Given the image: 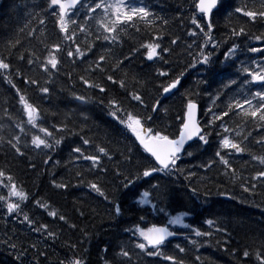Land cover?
<instances>
[{"label":"trees","instance_id":"16d2710c","mask_svg":"<svg viewBox=\"0 0 264 264\" xmlns=\"http://www.w3.org/2000/svg\"><path fill=\"white\" fill-rule=\"evenodd\" d=\"M141 2L149 6L152 12L169 21L168 25L163 26L162 39L158 42L161 43L162 48L168 47L171 51L163 53L167 63L162 60L150 63L141 54L143 52L141 49L132 54L130 60H125L122 68L128 73L129 78L135 76L144 81L141 86L134 85L129 79L128 87H136L149 107L158 94L156 84L162 79H167L158 77L156 70L168 71L171 78L187 69L181 79L179 91L174 90V95L162 100L167 112L161 110L153 114L148 109L138 107L135 102L129 101L124 89L118 84L107 81L104 73L93 72L89 75L85 73L88 62L94 58V55L101 53L107 55L109 64L106 67L110 68L116 58L129 55L133 48H139L141 43L151 40V33L142 25L139 32L134 28H127L122 34L120 45L109 46L107 42H96L93 53L88 55L85 62L71 63L69 58L65 57L60 71L53 76L52 82L48 85L50 93L46 97L35 87L26 86L20 78L13 77L16 86L43 110L45 126L66 122L69 130L74 134L63 133L65 139L55 151L41 152L22 147L25 153L23 156L17 155L6 144L0 145V167L11 171L18 184H22L29 194V199L21 205V214H8L3 202H0V264H18L14 260L13 250L3 243L5 240L16 243L17 251L27 250L24 256L25 264H37V262L58 264L59 260L70 254L81 256L85 264H105L106 260L110 261V264H121L122 258L117 255L121 246L133 250L135 264H173V261L165 260L164 256H174L184 264H257L251 253L256 248L264 246V184L258 183L251 193L244 192L239 181L234 183L223 174V166L218 162L208 168L202 167L209 160L217 159L214 155L217 149V137L213 131L208 137L207 145L197 142L187 149L193 154L184 155L179 161L178 166L183 169L182 173L171 176L159 174L155 178H149L150 183L161 185V195L153 201L156 205L155 209L151 205L136 204L134 200L137 190L141 187L148 188L149 183L141 181L129 189H123L121 186L123 177L118 176L115 169L119 168L128 175L147 162L137 154L129 138L130 134L122 132L121 126L108 115L107 100L115 98L130 110L142 115L151 114L155 126L164 128L167 133H175L179 123L176 117L182 115L188 93L191 94L189 98L200 105L203 123L210 118L206 115L210 106L212 111H218L224 107L230 97L238 95L241 91L245 93L248 91L247 87L241 89L238 85H232L224 89L220 99L213 104L216 92L228 79H237L239 84L244 78V74L240 71L242 63L244 66H250L252 59L258 61L260 59L258 54L247 52V48L264 45V41L251 39L253 35L264 33V22L259 19L249 22L247 17L235 13L234 9L245 5L249 8L257 7L261 0L221 1L219 12L213 15L212 30L214 39L221 42L220 47L213 50L209 46L206 49L213 52L214 63L210 70H207L208 66L187 67L191 62L188 53L195 54L203 40L200 34L196 37L188 35L189 29L194 27L190 23L191 0H141ZM43 7L44 0H0V55L9 54L5 46L6 39L19 38L21 45L11 51L10 62L13 69L19 68L24 75L40 78L41 82L44 79L41 73L34 66L30 68L26 63L28 52L35 51L40 55L44 51L41 41L51 43L59 38L52 18L41 11ZM29 13L32 15L29 16ZM37 13L45 17V25L38 23ZM160 23L157 21V24ZM240 26L245 27L246 35L232 36L231 28ZM20 28L24 31L20 32ZM29 29L35 30L34 36H28ZM176 38H178L176 44H172L171 40ZM193 40L196 43L189 49L188 45L192 44ZM233 43L239 45L237 55L233 60L225 63L223 53ZM105 49L108 51H104ZM20 54L25 56L24 61L18 59ZM108 74L113 75L116 80L123 75L121 71H109ZM81 75H86V78L102 84L105 92L86 88L79 80ZM204 80L208 83L201 82ZM73 93L87 95L90 97L89 102L81 104L74 99ZM5 107L14 118L19 117L15 90L0 78V125H4L0 135L7 136L14 129L11 126L12 121L4 117ZM252 135L256 136L257 133L253 132ZM82 136L92 140L93 145L83 146ZM95 144L107 146L116 152L112 161L106 159L103 161L106 172L88 171L87 162L72 160L73 147L81 146L87 152H92ZM130 147L133 149V155L131 163H128L119 156V153L127 154ZM248 147L256 154L264 151V148L251 142L248 143ZM46 153L47 156H51L47 164L44 163L47 158ZM57 161L59 163H56ZM230 162L242 172L243 177H249L251 173L259 170V166L250 161L248 153L233 157ZM77 171L82 175L78 177ZM189 172L195 175L186 178ZM53 180L57 183H66L68 187L56 188L52 183ZM89 181L99 183L109 200L106 201L92 191L87 186ZM192 187L199 190L197 195H192L190 191ZM220 192L226 195H220ZM36 200L47 202L50 205L49 210L55 209L57 216H49L47 210L34 203ZM111 200H116L121 205L122 215L118 218L113 217L110 212ZM181 212L188 213L184 222L189 226L187 228L180 226L177 229L176 232L181 238L165 243L161 248L163 255L148 256L139 253L137 258L135 253L139 250L134 249L132 245L136 237L126 229H131L136 224L141 227H148L153 223L167 225L172 216ZM23 213L28 214L34 221L32 225L23 221ZM60 215H64L66 219L61 221ZM140 217L144 219L141 220ZM209 219L214 221L211 226L206 223ZM40 224L48 225V231L54 232L55 238H49L45 231L32 230ZM217 228L226 231H217ZM197 229L201 232H211L212 235L197 237L195 235ZM32 244H36V248H32ZM71 244L76 245L75 250L69 247ZM177 245L184 251L180 252ZM245 249L250 252L247 258L242 254Z\"/></svg>","mask_w":264,"mask_h":264},{"label":"snow or ice","instance_id":"6c2138e0","mask_svg":"<svg viewBox=\"0 0 264 264\" xmlns=\"http://www.w3.org/2000/svg\"><path fill=\"white\" fill-rule=\"evenodd\" d=\"M221 0H191L190 3V23L194 27L189 29L188 35L196 37L198 34L202 35L203 40L198 45L195 54L189 52L191 62L187 65L188 68H195L197 65L208 66L207 70L211 69L213 61V52L206 51L211 46L213 50L220 47L219 41H216L212 36L213 15L214 12H219V5ZM48 16L52 18L53 25L58 33V40L51 43L43 44V53L38 55L35 51H29L26 59L27 65L41 73L44 77L43 82L40 78L29 77L24 75L19 68L13 69L10 62L11 51L18 49L21 45L19 38H8L5 40V46L8 49V55H0V78H3L15 90L17 103L19 105V117L14 118L9 109H3L4 117L12 121V128L14 131L9 132L7 136L0 135V145H8L17 155L23 156L25 153L23 148H31L32 150L55 151L59 147L65 136L63 133L74 134L68 128L66 122L59 124H51L45 126L43 123L44 112L38 104L32 102L27 94L23 92L13 82V77H18L26 86H32L43 96L50 93L48 85L52 82L55 76L62 67V61L65 57L69 58L71 63L77 61L85 62L90 53H93L96 47V42H107L109 46L120 45L122 42V34L127 28H134L139 32L142 25L147 31L151 33L152 39L146 40L140 44L139 48H133L131 53L122 58H116L114 63H111L110 68L106 67L109 64V57L103 53L94 55V58L88 62V67L85 69L86 75L93 72L104 73V78L114 84H118L121 89H124L127 98L130 102H135L138 107L148 109L149 112L156 114L159 111L167 112L162 100H166L169 95H174L175 91H179L181 79L184 76V71L174 77L169 78V72L163 69H157L156 75L158 77L167 78L160 80L156 84L158 89L157 97L149 107L144 96L136 88L128 87V81L131 79L134 85H143L144 81L137 79L135 76L128 77V73L122 68L125 60H130L131 55L139 52L147 61L156 62L157 60H164L163 53L171 51L168 47H161L158 42L162 39L163 26L168 25L169 21L163 17L158 16L151 11L150 7L143 4L141 0H44V7L41 9ZM235 13L242 14L247 17L249 22H255L257 19L264 22V0H261L259 6L249 8L247 5L243 7H236ZM32 13H29L31 16ZM38 23L45 25V17L37 13ZM160 21V24H157ZM204 22L203 24L201 22ZM20 32L24 29L20 28ZM43 34V33H42ZM230 34L234 37L246 35V29L243 26L232 27ZM35 30L29 29L28 36H34ZM83 37V41H81ZM177 39H172L171 43L176 44ZM251 39L256 41H264V33L253 35ZM196 41L188 45L191 49ZM239 49V45L233 43L231 47L223 53L224 62L227 63L233 60ZM104 51H108L105 49ZM247 52L258 54L259 61L252 59L250 66L241 64L240 71L244 74V78L239 82L237 79H228L220 89L216 92L213 98V104L219 100L223 94L224 89L230 88L232 85H238L241 89L247 87L248 91L245 93L241 91L238 95H234L228 99L223 108L218 111H212L210 106L206 115L208 118L203 123L198 119L199 106L194 99L189 98L191 94L186 93V103L184 105L183 113L177 116L179 121L178 128L175 133H167L164 128L155 126L154 117L151 114L142 115L139 112L130 110L124 107V104L115 98L107 100L108 115L121 126V131L125 134H130L129 138L136 149L137 154L142 157L147 163L137 168L135 172L125 175L119 168L115 169L118 176L123 177L121 186L123 189H129L135 186L138 182L144 181L149 183L148 188L141 187L137 190L134 202L138 205H151L153 209L156 205L153 203L161 195V185L159 183H150L149 178H155L159 174L171 176L173 174L182 173L177 162L182 155L191 156L193 153L187 151L185 145L194 139L200 144L207 145L209 143L208 137L215 132L217 137V149L214 153V160H209L202 167H211L213 163L218 162L223 166V174L230 178L234 183L239 181L240 187L244 192H253L257 184H264V151L260 154L251 152L248 143H254L264 148V45L260 47H249ZM18 59L25 60V56L20 54ZM109 71H121L123 73L119 80H116L113 75L108 74ZM71 75L70 73L68 74ZM86 75L79 76V80L88 89H97L99 92H105V88L99 82L86 78ZM207 84L208 81H201ZM253 88L255 90H253ZM74 99L87 104L90 97L87 95H79L73 93ZM103 103V101H101ZM227 118V119H226ZM247 129V131H245ZM4 125H0V132H3ZM257 135L253 136L252 133ZM23 137V140H22ZM83 146L93 145L92 140L81 137ZM92 152H87L84 147L75 146L72 148V160L87 162V170H99L106 172L103 161H112L116 152L101 144H95ZM248 153L250 161L259 166V170L254 171L249 177H243L242 172L238 171L233 166L230 159L238 157L240 154ZM133 149L130 147L127 154L120 152L119 156L125 162L131 163ZM47 156V153H46ZM51 156H47L44 163L47 164ZM56 163H59L57 161ZM119 163V161H117ZM76 175L79 177L81 172L77 171ZM195 173L189 172L186 178H190ZM53 185L59 189H66V183H57L52 181ZM87 186L94 192L102 196L106 201L109 197L99 183L89 181ZM192 195H197L198 189L192 187L190 189ZM220 195H226L220 192ZM29 199V194L23 188L22 184H18L11 171L0 167V202L6 208L8 214H21V205ZM235 199V197H233ZM110 212L113 217H120L122 215V208L118 201L111 200ZM34 203L42 209L47 210V214L51 217L57 216L55 209H50L47 202L36 200ZM163 211V209H160ZM83 215V213H81ZM188 215L187 212H181L171 217L168 221L172 225H182L189 227L184 223V217ZM59 219L64 221V215H60ZM141 220L144 217H140ZM23 221L28 225H32L34 221L23 213ZM208 225H213L214 221L209 219L206 221ZM75 227V225H72ZM35 232L45 231L49 238H55L56 234L48 231V225L40 224L38 227L32 229ZM136 237L132 241L134 249L139 250L135 253L138 258L139 253H145L148 256L163 255L161 252L162 246L169 237L176 233L169 230L166 225H157L155 223L148 227H141L136 224L131 229H126ZM217 231H226L225 229L217 228ZM87 235V233H85ZM195 235L211 236V232H201L195 230ZM8 245L15 253L14 260L18 264H25L24 256L26 249L17 251L18 245L10 243L8 240L3 242ZM196 243V241H192ZM36 248V244L31 245ZM75 250L76 245H69ZM180 252L184 249L180 248ZM44 255V253H41ZM245 258L249 257V250L243 251ZM121 257V264H135L134 253L132 249L126 246H121L117 253ZM251 255L254 257L257 264H264V246L256 248ZM165 260L173 261V264H184L182 260H177L174 256H164ZM199 260V257H197ZM38 264V262H37ZM58 264H85L84 259L76 254H70L66 258L59 260ZM105 264H110V261H105Z\"/></svg>","mask_w":264,"mask_h":264},{"label":"water","instance_id":"95a60500","mask_svg":"<svg viewBox=\"0 0 264 264\" xmlns=\"http://www.w3.org/2000/svg\"><path fill=\"white\" fill-rule=\"evenodd\" d=\"M198 119H199V111H198ZM194 140H195V139H194ZM194 140H193V141H194ZM193 141H189L188 144L185 145V147H187V146H188L191 142H193ZM173 237H174V236H171V237H169L168 239L173 238Z\"/></svg>","mask_w":264,"mask_h":264}]
</instances>
